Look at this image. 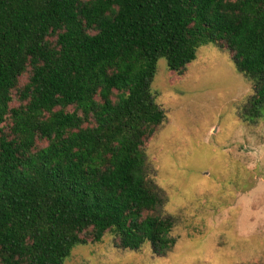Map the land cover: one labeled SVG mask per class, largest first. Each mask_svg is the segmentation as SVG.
I'll return each instance as SVG.
<instances>
[{
	"label": "trees",
	"instance_id": "trees-1",
	"mask_svg": "<svg viewBox=\"0 0 264 264\" xmlns=\"http://www.w3.org/2000/svg\"><path fill=\"white\" fill-rule=\"evenodd\" d=\"M207 44L253 85L245 118H264V0H0V264H64L107 233L172 250L146 173L166 118L152 82Z\"/></svg>",
	"mask_w": 264,
	"mask_h": 264
},
{
	"label": "rangeland",
	"instance_id": "rangeland-1",
	"mask_svg": "<svg viewBox=\"0 0 264 264\" xmlns=\"http://www.w3.org/2000/svg\"><path fill=\"white\" fill-rule=\"evenodd\" d=\"M152 91L166 118L145 142L146 173L176 245L125 250L107 233L64 264H264V118L243 110L253 85L229 51L207 44L182 75L160 59Z\"/></svg>",
	"mask_w": 264,
	"mask_h": 264
}]
</instances>
